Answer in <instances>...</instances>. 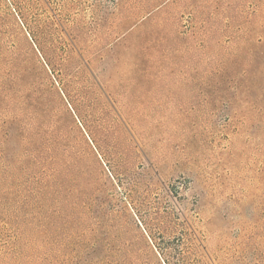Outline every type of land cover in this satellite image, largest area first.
Here are the masks:
<instances>
[{"label":"rangeland","instance_id":"374dc122","mask_svg":"<svg viewBox=\"0 0 264 264\" xmlns=\"http://www.w3.org/2000/svg\"><path fill=\"white\" fill-rule=\"evenodd\" d=\"M47 22L98 144L33 44ZM0 48L113 213L67 224L0 105V264H264V0H0Z\"/></svg>","mask_w":264,"mask_h":264},{"label":"trees","instance_id":"16d2710c","mask_svg":"<svg viewBox=\"0 0 264 264\" xmlns=\"http://www.w3.org/2000/svg\"><path fill=\"white\" fill-rule=\"evenodd\" d=\"M57 29H54L50 22L44 23L42 27L31 31L34 32L31 39L44 65L63 83L61 91L78 121L79 131L84 132L92 143L96 140L98 144L103 140L98 135V129L103 128V118L99 119L97 125L92 119H88L80 111L79 91H71L67 83L63 82L62 69L68 50L64 41H58L53 36L54 32L60 31L66 35L72 51L78 53L77 43L62 23H59ZM36 32L49 44L47 55L33 38L37 35ZM36 91L29 67L16 53L0 48V105L8 113V127L19 142L22 154L34 161L41 171L49 173L53 194L60 197L59 215L71 225H82V222L88 219L96 225H100L104 220L111 221L113 213L104 210L98 189L93 181L85 176L80 153L68 143L64 131L58 125L46 124V107ZM94 148L98 149V146L94 144Z\"/></svg>","mask_w":264,"mask_h":264}]
</instances>
